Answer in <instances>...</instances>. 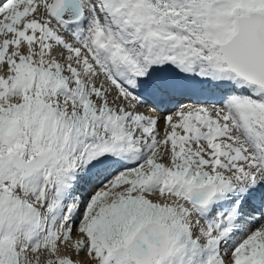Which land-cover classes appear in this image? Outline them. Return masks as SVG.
Here are the masks:
<instances>
[{"label": "snow or ice", "instance_id": "6c2138e0", "mask_svg": "<svg viewBox=\"0 0 264 264\" xmlns=\"http://www.w3.org/2000/svg\"><path fill=\"white\" fill-rule=\"evenodd\" d=\"M0 264H264V0H0Z\"/></svg>", "mask_w": 264, "mask_h": 264}]
</instances>
